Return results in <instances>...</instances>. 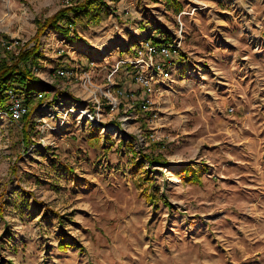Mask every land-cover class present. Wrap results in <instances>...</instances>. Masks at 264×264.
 I'll return each instance as SVG.
<instances>
[{
  "label": "rangeland",
  "instance_id": "374dc122",
  "mask_svg": "<svg viewBox=\"0 0 264 264\" xmlns=\"http://www.w3.org/2000/svg\"><path fill=\"white\" fill-rule=\"evenodd\" d=\"M76 1L0 0V39L33 48L37 21ZM62 25L39 40L32 68L45 84L51 61L84 59L88 45L130 59L138 36L174 37L184 26L183 50L152 122H122V106L107 108L120 116L121 125L105 124L117 154L72 160H93L113 180L91 209L51 171L44 153L56 147L45 134L0 108V264H264V0H100L75 18L70 37ZM48 39L57 53L45 52ZM68 236L74 250L55 247Z\"/></svg>",
  "mask_w": 264,
  "mask_h": 264
},
{
  "label": "crops",
  "instance_id": "0c3cea01",
  "mask_svg": "<svg viewBox=\"0 0 264 264\" xmlns=\"http://www.w3.org/2000/svg\"><path fill=\"white\" fill-rule=\"evenodd\" d=\"M252 11V9H251ZM238 12L237 10L234 12V14ZM237 19L239 22H243L246 18L244 15V12L242 13L240 11V14L237 16ZM156 31L161 34L156 35ZM173 33V32H172ZM149 35V36H148ZM164 35V37H163ZM148 36V37H147ZM142 36H138V40L151 38L154 40H158L159 38L164 40H171L173 36H169V33L166 35L163 31L159 29H153L151 33L146 35L145 38H141ZM55 41V40H54ZM53 42V41H52ZM88 52H84L85 56L84 59L81 58L78 54V56L75 54L76 52H72V54L76 55L73 56L71 54L70 57H66L63 62L61 60H56L54 58V61L52 62V66H49V75L51 77V80L48 84H45L40 80V76L38 74L37 67L32 68L34 75L37 77V81H29L25 87V93L20 94L23 103L26 105V97L32 98L33 102L36 105V108L32 114L31 118V124L34 126L38 131H42L48 140L49 144L51 146L56 147V150L51 149V152H45L46 158L51 157L49 161L50 169L53 173L58 175V179H62L63 181V187H67L69 191H73L75 194L80 193V201H82V208L84 209H91L93 203H99L103 200V198L109 193L108 190V184L113 182V180L104 179L105 175L103 171H95L91 166H88L89 164H92V161L88 162V159L90 160L92 157H102L107 156L110 158L112 153L117 154L120 145L116 144L114 140L112 139V136L108 133H102L100 128H91V126L88 124L87 121H78L76 117L70 116L67 119L66 125L63 129L60 130L59 124L60 120L58 118H51L47 113L49 110L56 111V106L59 103H62L63 105H66L70 100L72 99H87L88 94L84 89L82 88L80 82L75 78L70 77H63L59 76L57 72L61 69H69L70 67H79L82 70L89 68V63L91 59L98 56L97 50H93L91 46L88 45ZM120 52H124L120 49L115 50L112 53V60L115 61L114 64L123 58H118L117 54ZM126 53V52H125ZM128 53H132V57L135 54V45H130V49L126 53V56ZM58 57V56H56ZM43 58V57H42ZM40 59H38L40 63ZM84 60L86 62H84ZM109 60L97 64L96 68L93 70V78L94 81L98 84H103L105 82L106 76L110 72L111 68L114 66L109 65ZM38 64V63H37ZM48 68V66H45V68ZM131 66H123L121 73L118 75V80L120 82V85L125 87L124 85H128L132 88V83L129 78H127L124 73L131 71ZM42 79V78H41ZM55 101L52 105H50L51 102ZM27 106V105H26ZM123 107V106H122ZM107 105L104 107V122L105 124H109L108 122H111L115 126L121 125L120 116H116L115 114L109 113L107 110ZM48 111V112H46ZM44 113V115H42ZM51 112V111H50ZM124 112V109L119 110V114L121 115ZM118 113V112H117ZM116 114V115H119ZM23 122V120L21 121ZM138 139V136L135 135ZM74 137H79L78 139ZM96 139L95 143H92V140ZM135 139V138H134ZM105 143L103 144V142ZM123 145H121L122 147ZM46 150V149H45ZM56 154L53 157L51 154ZM113 156V154H112ZM88 158L86 160H81V163H73L72 160L77 158ZM135 159H137L136 155L133 156ZM111 159V158H110ZM81 166V167H80ZM96 166V165H95ZM75 167V168H74ZM89 167V168H88ZM89 169V170H88ZM82 171V172H81ZM187 172L189 169H186L181 176L188 177ZM71 174V176L69 175ZM65 176V178L61 175ZM146 174V172H145ZM113 175V174H111ZM197 174H193V177L196 178ZM72 177V178H70ZM122 178V177H121ZM120 177L115 176L116 184L120 186H117L116 190H124L125 186L123 185V182H121ZM61 182V181H60ZM151 185L152 182H150ZM149 184V183H148ZM121 193V192H119ZM44 211H42V215H44ZM49 216V215H47ZM41 218V215H40ZM53 224H54V235L57 236L58 231L62 228L61 222L59 223L58 219L55 217L52 218ZM64 226V225H63ZM66 235V234H65ZM59 238V237H57ZM56 238V239H57ZM74 241L71 237L67 238H60L58 241L56 240V248L60 249L62 247H59L61 245L64 247L63 249L67 250H74L73 244L70 243V241ZM65 253V252H64ZM210 257H212L210 254H208ZM161 262L166 261L167 258H165L164 255L161 254ZM117 261V260H116ZM116 261L114 263H116ZM131 261H134L137 263L135 258H131ZM79 263V260L77 261ZM162 264V263H161ZM200 264V263H199ZM215 264V262H213Z\"/></svg>",
  "mask_w": 264,
  "mask_h": 264
},
{
  "label": "built area",
  "instance_id": "2783aa9c",
  "mask_svg": "<svg viewBox=\"0 0 264 264\" xmlns=\"http://www.w3.org/2000/svg\"><path fill=\"white\" fill-rule=\"evenodd\" d=\"M183 27L181 26L169 41L161 38L157 41L151 38L137 40L134 43V56L130 59L118 60L106 76L105 85H97L92 72L97 64L103 63L111 57L112 53L108 49L98 50V56L91 59L88 69L82 70L79 67H72L59 70L57 72L59 76L77 79L84 91L90 94L87 99H72L66 105L59 103L56 106V111L52 109L49 112L46 111L48 112L47 115L60 120V130L66 125L67 119L74 116L78 121H87L91 128H100L104 134L108 132L103 119L105 105L111 112H115L120 106H123L125 117L122 122L134 121V124L139 121L144 122L142 118L146 114H149V118L145 121L152 122L158 115L156 110L158 95H162L166 88H170L169 82L172 80V71L183 50ZM67 28L69 29L67 35L70 37L74 25L69 24ZM67 35H61L64 42L68 41ZM52 41V39L45 41L43 45L45 52L59 49L55 48ZM17 44L19 41L10 45L9 49ZM55 52L57 53L56 50ZM127 65L131 66V71L124 73V75L131 80L132 88L121 86L118 80V75L123 66ZM9 96V113L7 114L13 123L18 124L27 115L29 108L14 91H10ZM116 133L118 134V132ZM138 133L140 134V142H143L142 130L138 129Z\"/></svg>",
  "mask_w": 264,
  "mask_h": 264
},
{
  "label": "trees",
  "instance_id": "16d2710c",
  "mask_svg": "<svg viewBox=\"0 0 264 264\" xmlns=\"http://www.w3.org/2000/svg\"><path fill=\"white\" fill-rule=\"evenodd\" d=\"M100 0H78L76 3H71L69 6L60 9L45 21H37L38 29L35 36L37 42L33 48H27L30 42L14 45L8 38L0 39V108H9L10 96L9 92L14 91L17 95L25 93V87L29 81H37L32 67L38 63L39 40L44 32L57 25H62L65 34H68L67 25L73 24L75 18L81 13H87ZM73 15L74 18H71ZM74 19V20H73ZM26 105L29 108L27 115L23 118L25 127H29L32 114L35 110V103L32 98L26 97ZM150 157V156H148ZM154 157L153 160H157Z\"/></svg>",
  "mask_w": 264,
  "mask_h": 264
}]
</instances>
